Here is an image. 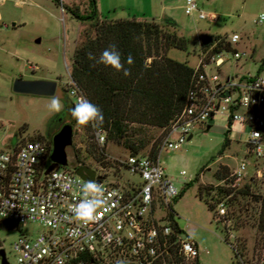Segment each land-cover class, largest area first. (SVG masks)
Masks as SVG:
<instances>
[{"label":"rangeland","instance_id":"rangeland-1","mask_svg":"<svg viewBox=\"0 0 264 264\" xmlns=\"http://www.w3.org/2000/svg\"><path fill=\"white\" fill-rule=\"evenodd\" d=\"M185 6L186 0H97V16L107 21L173 20L189 46L187 51L172 49L168 57L192 69L200 62L201 36L230 39L233 34H238L241 42L235 49L242 54V59L227 63L221 69H212L213 74L221 81L229 75H264L260 72L264 61V22L256 24L264 14V0H201L200 11L215 15L216 21L201 20L197 13L188 16ZM69 8L83 17L91 16L94 10L90 0H0V151H8L15 138L21 143L38 137L51 142V151L54 150L60 120L65 114L67 118L77 100L70 86L75 51L84 31L93 36L88 26L90 22L75 18ZM18 79L56 82L55 96L63 102V111L49 112L47 105L51 97L15 93L13 87ZM228 124L226 118L216 117L206 126L195 129L193 139L182 151L164 149L161 155L166 173L174 179L178 189L185 190L181 198L173 201L171 209L183 235L198 244L201 250L199 264H237L231 245L237 246L240 240L247 244L248 261L252 263L260 257V252L256 251L259 247L256 230L247 227L235 231L233 221L229 222V228L234 230H227L219 220V209L210 211L207 195L199 196L202 187L227 185L217 178L218 171L228 167L233 173L242 162L251 166L247 178L236 189L254 179L258 186L255 192L264 193V160L247 156L249 130L233 125L229 134L231 143L223 150ZM160 136L161 132L155 131L154 141ZM86 140L83 126H77L73 135L74 150L81 151L80 159L96 171L98 177L107 178L106 184L120 182L121 186L127 187V182L142 183L139 175L120 169L119 161L130 156L123 148L108 144V162L102 166L86 159L83 154ZM182 172L186 173L185 177L181 176ZM254 212L257 214L258 210ZM161 214L169 215L167 211H161ZM45 232L46 229L37 224L22 226L0 220V250H5L10 264H18L12 251L13 243L21 236L37 238Z\"/></svg>","mask_w":264,"mask_h":264},{"label":"built area","instance_id":"built-area-1","mask_svg":"<svg viewBox=\"0 0 264 264\" xmlns=\"http://www.w3.org/2000/svg\"><path fill=\"white\" fill-rule=\"evenodd\" d=\"M200 1L186 0V14L197 13L201 20L216 21L215 15L200 11ZM263 22L259 17L256 24ZM223 41L235 49L241 37L233 34ZM220 42L201 53L187 106L165 130L157 158L129 156L119 161L121 170L139 175L142 183L127 182L123 187L120 182L106 184L107 178L96 176L104 188L105 204L98 209L95 221L85 225L71 212L82 199L85 180L65 167L47 175L52 165L47 144L25 141L0 151V220L22 226L37 224L46 229L37 238L21 236L13 243L18 264H199L198 244L177 233L169 215L161 214H169L171 204L182 193L161 163L162 151H182L193 139L195 129L223 117L229 123L227 132L235 124L249 130L248 158L264 160V75H229L221 81L212 69L239 62L243 56L236 49L212 54ZM70 86L77 99L85 97L73 80ZM255 132L260 135L255 136ZM95 135L97 143L104 147L105 133L96 131ZM250 166L246 162L239 165L231 175L234 183L230 187L236 188L247 178ZM218 209L219 220H224L226 204L222 202ZM0 261L2 264L1 258ZM251 264H264V259Z\"/></svg>","mask_w":264,"mask_h":264},{"label":"trees","instance_id":"trees-1","mask_svg":"<svg viewBox=\"0 0 264 264\" xmlns=\"http://www.w3.org/2000/svg\"><path fill=\"white\" fill-rule=\"evenodd\" d=\"M90 4L94 9V17H83L68 9L75 18L89 21L88 26L93 33L91 36L89 31H84L81 35L82 41L78 44L73 58L72 80L86 99L100 107L104 114L102 126H83L87 138L83 154L87 160L106 166V146L112 143L123 148L130 156L157 158L165 130L184 111L193 89L194 69L170 59L168 54L172 49L187 51L189 41L180 35L177 24L169 18H163L161 22L138 19L101 20L97 16V0H90ZM223 40L219 37L201 36V53H207L219 41L221 42L212 54L222 50L234 52L235 49ZM113 43L122 54V61H125L128 55L134 58L133 65L125 63V68L130 69L129 76L88 59V53L98 59L102 51ZM260 72H264V61ZM96 131L105 133L104 147L97 143ZM155 131H160L161 136L154 141ZM230 133L226 132L223 150L231 143ZM30 141L43 142L48 145L50 153L52 152L51 142L48 143L44 138L38 137ZM75 152L82 165L87 166L80 159L81 151ZM231 175L228 167H222L217 173V178L227 185L216 188L202 187L199 196L202 198L204 194L207 195V204L212 212L229 199L224 220L228 223L233 221L235 231L237 228L238 232L247 227L256 230L259 246L256 251L260 252V261L264 259V193L255 192L254 189L258 186L254 179H249L238 189L230 187L234 183ZM184 191L179 198L183 196ZM254 210H258L257 214ZM169 220L173 222L177 233L183 234L171 208ZM224 220L220 221L226 229L234 230L230 229ZM227 242L230 244L229 240ZM231 246L237 256V264H251V261L247 260L246 242L240 240L237 246Z\"/></svg>","mask_w":264,"mask_h":264},{"label":"clouds","instance_id":"clouds-1","mask_svg":"<svg viewBox=\"0 0 264 264\" xmlns=\"http://www.w3.org/2000/svg\"><path fill=\"white\" fill-rule=\"evenodd\" d=\"M191 3V0H189ZM260 19L264 21V14H261ZM122 54L118 50L116 44H109L104 49L97 59L92 53H88V59L103 64L106 67H111L117 72H123L124 76H129L130 69L125 68V63L129 66L134 64V58L131 55L126 57L125 61L121 59ZM76 95V93H73ZM50 113L58 114L64 109V104L58 96L53 95L47 105ZM71 117L80 126H87L91 124L93 127H100L104 123V114L100 107L90 102L83 96H80L74 106L69 110ZM259 136V132L254 133ZM82 199L74 204L71 212L77 221L83 224L95 221L97 219L96 213L98 209L102 208L105 204L104 188L102 184L98 183L95 179L87 180L81 187Z\"/></svg>","mask_w":264,"mask_h":264},{"label":"water","instance_id":"water-1","mask_svg":"<svg viewBox=\"0 0 264 264\" xmlns=\"http://www.w3.org/2000/svg\"><path fill=\"white\" fill-rule=\"evenodd\" d=\"M15 26V25H14ZM14 92L22 95H31L39 97H52L56 94L57 83L51 81H26L18 79L14 83ZM210 129V128H209ZM74 130L72 126L63 127L59 134L54 137V150L51 155L52 165L47 171L49 175L58 167L69 168L81 177L83 180H96L97 173L88 166H83L73 147ZM192 137L189 139L191 140ZM2 264H9L5 250H0Z\"/></svg>","mask_w":264,"mask_h":264},{"label":"flooded vegetation","instance_id":"flooded-vegetation-1","mask_svg":"<svg viewBox=\"0 0 264 264\" xmlns=\"http://www.w3.org/2000/svg\"><path fill=\"white\" fill-rule=\"evenodd\" d=\"M65 116H66V114L63 115L62 120H60V126H59V130H58V133L57 134H59L60 131L63 129V127H65L67 125L72 126L73 130H75V128L78 126V125H76L75 120L71 117L70 112H68L67 118ZM18 143H19V140L17 138H15L13 140V142H12V145L15 146Z\"/></svg>","mask_w":264,"mask_h":264},{"label":"crops","instance_id":"crops-1","mask_svg":"<svg viewBox=\"0 0 264 264\" xmlns=\"http://www.w3.org/2000/svg\"><path fill=\"white\" fill-rule=\"evenodd\" d=\"M1 18H2V16H1V13H0V19H1ZM138 20H141V21H143V20H142V19H140V18H139Z\"/></svg>","mask_w":264,"mask_h":264}]
</instances>
